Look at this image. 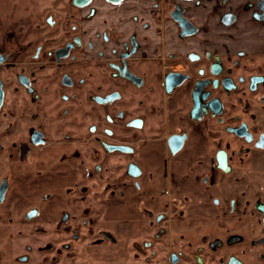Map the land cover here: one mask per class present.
Segmentation results:
<instances>
[{"label": "flooded vegetation", "instance_id": "obj_1", "mask_svg": "<svg viewBox=\"0 0 264 264\" xmlns=\"http://www.w3.org/2000/svg\"><path fill=\"white\" fill-rule=\"evenodd\" d=\"M98 1L124 7L117 25L97 31L94 40L72 26L67 41L46 54L36 48L23 67L10 49V34L8 49L0 50V79L4 92L7 79L1 72L4 65L14 66L16 81L35 94V72L42 77L55 68L62 75L47 114L31 105L30 121L22 123L29 127L27 141L17 144L19 159L49 146L91 143L102 147L105 158L115 149L132 160L124 177L113 178L107 160L102 163L96 154L93 169L49 176L54 185L46 198L59 193L61 201L49 203L44 223L34 222L42 211L34 207L23 220L14 214L4 224L0 216V264H118V257L124 264H243L228 257L227 239L205 231V221L213 215L223 226L229 214H240L250 178L245 167L264 165V0ZM164 4L168 11L157 12ZM228 5L246 11L221 8ZM95 43L96 59L79 57ZM91 64V79L102 69L106 81L120 82L130 98L105 123L96 120L93 105L112 107L123 94L108 87L104 95L90 93L82 104L88 85L81 73ZM47 93L48 88L41 90L38 100ZM77 156L83 166L82 153ZM9 182H0V207L12 189ZM254 192L253 208L264 226V201ZM20 220L30 225L32 239L21 245L23 251L10 254L6 247H14ZM190 224L193 233L183 229ZM187 243L188 251L183 250Z\"/></svg>", "mask_w": 264, "mask_h": 264}, {"label": "rangeland", "instance_id": "obj_2", "mask_svg": "<svg viewBox=\"0 0 264 264\" xmlns=\"http://www.w3.org/2000/svg\"><path fill=\"white\" fill-rule=\"evenodd\" d=\"M8 1L7 3L10 2ZM162 8H164L166 12L169 9L167 5L164 4V6L160 5L159 9L156 8V11L161 12ZM158 14L159 13L156 15ZM166 14L167 13H165V15ZM54 69L55 68H51V73L46 77H36L37 72L32 75L36 92L35 94L28 92L19 81H16V78H19V75L15 73L14 66L4 65L1 72V78H6L7 80L4 82V107L0 119V182L2 179H9L12 188L6 204L0 207V216L3 218L2 220L4 224L5 219L9 216H14V214L15 218L22 219L24 212L32 207L42 210L37 220L34 221L36 224L40 222L44 223L45 219H48L45 209L51 207L49 206V203L55 204L58 201H61L59 193L56 195L53 194L54 198L52 200L46 198L49 195L51 189L50 186L54 185L52 182H49V176L50 178L55 176V174H59V176H62V174L63 176H66L67 174L75 176L79 175L82 169L85 171L93 169V166L97 162L94 156V154H96L98 158L102 159V163L104 159L107 160L105 164L110 168V175H112L113 178L124 177L126 166L132 160V157L125 155L124 151H118L115 149H113L114 152L112 154H109L107 158H105L102 147L100 148V146L91 143L84 144L83 146L77 144L74 146H49L32 153L28 156L27 160L24 158H18V142L27 141L29 127L24 124L22 125V123L27 124L26 119L30 121L29 117L31 116V113L29 112L31 105L32 107L37 108V110L47 114L51 104L56 101L59 95L60 81L59 83L56 82L53 85H49L50 80H53L56 77L59 79L62 76L60 71L54 73ZM12 70H14V72H12ZM22 73L23 71L20 74ZM59 73L60 75L58 77ZM119 83L120 82L114 81L112 78H110L109 81H106L103 76H97L93 84L87 83L88 86L84 88L85 91L83 94L86 98L92 93L94 85L98 89L96 93L100 91L101 95H104L105 90L108 87H113L114 91L123 94V100L115 103L112 107L103 108L93 105L98 110L96 114L97 121L100 120L102 123H105L108 115H112L119 107L127 105V102L130 100L129 94L128 96L124 95L126 94L124 88L121 87L122 89H120ZM44 88H48V93L45 94L44 97H41V101H39L38 94L41 93V90ZM79 151L82 153L83 166L79 165L78 160H81V158H78L77 156V152ZM73 154L74 156H72ZM64 155L67 157L63 160L62 157ZM62 160L64 161L63 164H59ZM245 168L250 170V178L245 179L244 194L246 195L240 197L239 211H241L243 215L241 213L237 214L238 216L236 214H229L227 216V221L224 222L225 225L223 226H217L219 219L212 215L213 217L211 216L210 220L205 221L207 225L205 231L209 230L208 232L212 235V238L222 237L223 240H228V244L225 246L228 257L235 256L242 261L243 264H264V226L259 216L255 213L252 204V202L255 201H253L254 193H256L254 191H257L264 201V165H261L260 167L249 165V167ZM258 169L260 172L258 173V177H256L253 174V171ZM57 186L62 187L64 186V183ZM19 188L20 190H18ZM24 195L26 196V200L23 199V197H25ZM249 198H251L252 201H249V203L244 206L243 201ZM22 220H20V225H17L14 230L15 238H13L12 242L14 247H6L10 254L12 252L20 253V251H23L21 245L32 239V235L29 232L30 225L24 224ZM0 224L2 225V222H0ZM186 228H189L188 230L193 233L195 226L190 224L183 229ZM6 233V230L1 233L2 239L5 237L4 235H6ZM41 238L42 237L36 239L37 242L41 241ZM4 240L6 242V238ZM193 240L194 242L199 243V239L195 235H193ZM216 243L217 242L215 241L211 244L213 252H216L217 250ZM173 248L177 249L178 245L173 246ZM12 249H14V251ZM183 250H189L188 243L186 247H183ZM40 258L41 257L37 255L36 259L35 256H33L32 259L37 261ZM117 261L118 264H124L125 259L118 257ZM75 264H78V262L76 261Z\"/></svg>", "mask_w": 264, "mask_h": 264}, {"label": "crops", "instance_id": "obj_3", "mask_svg": "<svg viewBox=\"0 0 264 264\" xmlns=\"http://www.w3.org/2000/svg\"><path fill=\"white\" fill-rule=\"evenodd\" d=\"M7 1L0 0V50L8 49L7 37L14 34V42L10 49L13 47V50H16L15 59L20 67L27 66L26 62L34 55L36 48L43 47L46 54L61 46L68 40L65 33L72 26L79 31H84L86 40H94L97 31H103L118 24V14L120 16L124 9V7L113 8L108 3L98 0L84 7L74 5V0H9V3ZM221 8L237 14L246 11L243 5H228ZM222 42L229 44L230 41ZM98 48L97 43L92 48L84 47L79 57L96 59ZM76 64L77 62L74 65ZM95 68L99 69V67ZM87 69H84L81 74L87 79L88 84H93L96 75L91 79L89 73L94 71V65L91 64V67ZM47 75L48 73H44L45 77ZM97 75L105 76V73H102L100 69ZM56 82L57 77L50 80L49 85ZM97 90L94 85L92 93ZM86 99L82 94L80 97L82 104L88 103ZM117 131L119 133L120 130Z\"/></svg>", "mask_w": 264, "mask_h": 264}, {"label": "water", "instance_id": "obj_4", "mask_svg": "<svg viewBox=\"0 0 264 264\" xmlns=\"http://www.w3.org/2000/svg\"><path fill=\"white\" fill-rule=\"evenodd\" d=\"M91 0H75V4L77 6H85L87 5ZM110 1H113V2H119L121 0H110ZM193 33V32H191ZM3 97H4V92H3V88H2V82H1V79H0V108L2 106V103H3Z\"/></svg>", "mask_w": 264, "mask_h": 264}]
</instances>
